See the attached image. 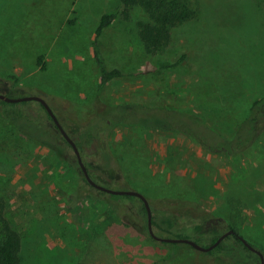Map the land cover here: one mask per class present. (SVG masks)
<instances>
[{
  "label": "rangeland",
  "instance_id": "rangeland-1",
  "mask_svg": "<svg viewBox=\"0 0 264 264\" xmlns=\"http://www.w3.org/2000/svg\"><path fill=\"white\" fill-rule=\"evenodd\" d=\"M193 3L196 16L157 54L141 43L137 24L146 17L139 11L102 34V57L123 76L96 102L94 35L104 14L120 10V0H0V93L44 99L65 131L87 121L95 103L102 111L142 103L194 112L232 137L251 102L264 96V0ZM18 106L45 117L36 101ZM44 124L57 152L21 135L0 114V195L22 239L19 264H236L233 256L150 239L136 206L91 190L54 122ZM108 146L118 171L91 167L99 182L141 193L156 211L207 218L204 228L227 220L264 254V131L234 157L213 155L177 131L139 126L115 128ZM157 226L159 237L187 236L171 233L166 220ZM204 234L195 232L200 240Z\"/></svg>",
  "mask_w": 264,
  "mask_h": 264
},
{
  "label": "trees",
  "instance_id": "trees-1",
  "mask_svg": "<svg viewBox=\"0 0 264 264\" xmlns=\"http://www.w3.org/2000/svg\"><path fill=\"white\" fill-rule=\"evenodd\" d=\"M194 6L193 0H120V10L104 14L95 31L92 44L93 57L99 70V84L95 101L97 102L99 100V94L110 82L123 76V73L118 68L110 69L107 67L100 47L102 34L120 16L123 15L125 19H129L133 11H139L146 17L145 20L139 21L137 24L139 36L145 52L149 55H154L170 46L173 31L176 28L196 16ZM184 57H181L175 65L178 66ZM36 62L41 70H46L44 56H39ZM37 103L44 112V118L40 116L34 118L22 107L18 106V104L6 103L2 100H0V114L3 118L10 121L21 135L35 139L52 151L57 152L55 146L56 141H52L53 139L46 133L44 124L46 120L53 121L44 106L39 102ZM94 105L97 109L87 121H82L79 124L74 122L73 128L67 129L66 132L77 145L92 180L108 188V185L97 180L91 167H95L109 175L116 174L118 168L108 146V139L113 130L119 126H139L145 129L161 130L164 132L177 131L192 138L205 151L224 157L238 155L255 143L259 134L264 131V96L251 102L247 115L239 122L232 137L223 136L213 129L201 115L190 111L169 107L149 106L142 103H115L106 106L107 108L102 111L98 110L99 105L97 103ZM55 128L57 127L55 126ZM61 137L72 151L76 167L82 173L73 149L62 135ZM86 183L88 184L87 181ZM88 186L91 190H95L91 185L88 184ZM96 191L101 195H106L104 192ZM114 198L117 200L127 199L130 204L136 206L139 210L136 212L138 215L147 218L145 205L139 198L133 196H114ZM127 206L130 207L128 204ZM5 208V201L0 195V264H19L22 239L6 218ZM151 209L153 228L157 235H159L157 233L158 223L166 220L171 233L183 232L187 234V236L178 238L190 239L203 247H210L223 233L234 230L235 234L227 237L234 239L235 242L233 245H227L226 238L217 248L210 251V253L213 255L233 256L236 264H250L246 259L247 257H252L254 260L260 262L259 256L251 252L239 239L240 236L243 238L244 236L240 234L237 228L229 222H226L227 220L216 218L218 222L212 225L214 228H204L206 225H209L207 218H194L189 215L178 216L171 212L156 211L152 205ZM175 225L180 226L176 227ZM201 228L205 233L201 238L202 240L195 235V232L199 233V229ZM146 233L153 240L148 233V229ZM168 236L167 238H175L173 234ZM202 241H206L207 244L202 245ZM162 244L171 247L177 245L170 243ZM181 245L193 248L187 244ZM172 250V253H174L175 249L172 248Z\"/></svg>",
  "mask_w": 264,
  "mask_h": 264
},
{
  "label": "water",
  "instance_id": "water-1",
  "mask_svg": "<svg viewBox=\"0 0 264 264\" xmlns=\"http://www.w3.org/2000/svg\"><path fill=\"white\" fill-rule=\"evenodd\" d=\"M0 100L4 101L6 103H11V104H19V103L29 102V101H36V102H39L40 104H42L44 106V108L46 109V111L48 112L49 116L51 117L52 121L54 122L55 126L59 130V132L62 134V136L64 137L66 142L73 149V152L76 156L79 167H80V169H81V171H82V173H83V175H84V177H85V179L89 185H91L96 190H99L101 192H104L106 194H110L113 196H133V197H137L140 200H142V202L145 205L146 211H147L148 233L153 238V240H155L157 242L170 243V244H187V245H190L191 247H193L194 249H196L198 251L207 253V252H210V251L214 250L215 248H217L227 237L235 234L234 230H229V231L223 233L217 239V241L210 247H203V246L197 244L195 241L190 240V239H186V238H167V237L157 236L153 230V227H152V209H151V205L148 202V200L139 192H136L133 190H114V189L105 187L103 185L97 184L95 181H93L89 175L87 167L85 166V164L83 162L81 153H80L77 145L75 144L73 139L67 134V132L64 130V128L62 127L61 123L59 122L56 114L53 112V110L50 108V106L47 104V102L44 99L37 97V96H24L22 98H10L5 94L0 93ZM239 239L251 252H253L259 256L260 264H264V254L259 249L250 245L246 241L245 238L240 236Z\"/></svg>",
  "mask_w": 264,
  "mask_h": 264
}]
</instances>
